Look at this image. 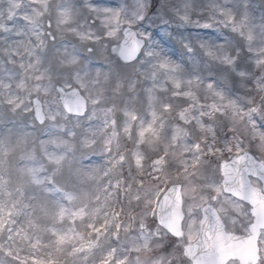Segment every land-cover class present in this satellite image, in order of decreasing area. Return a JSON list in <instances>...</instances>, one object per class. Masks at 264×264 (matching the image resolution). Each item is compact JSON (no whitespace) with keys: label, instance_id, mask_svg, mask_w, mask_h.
<instances>
[{"label":"rangeland","instance_id":"obj_1","mask_svg":"<svg viewBox=\"0 0 264 264\" xmlns=\"http://www.w3.org/2000/svg\"><path fill=\"white\" fill-rule=\"evenodd\" d=\"M117 2L131 12L136 0H0V264H143L161 237L171 264H193L184 246L209 202L227 231L248 232L250 206L216 189L223 160L251 151L264 161V0H150L141 27L164 59L129 62L112 42L93 43ZM225 32L242 37L239 56L216 43ZM72 56L91 63L75 78L57 73V58ZM57 85L79 88L81 115L64 110ZM237 135L245 143L218 151ZM176 183L182 238L157 219ZM259 246L264 264V230Z\"/></svg>","mask_w":264,"mask_h":264},{"label":"water","instance_id":"obj_2","mask_svg":"<svg viewBox=\"0 0 264 264\" xmlns=\"http://www.w3.org/2000/svg\"><path fill=\"white\" fill-rule=\"evenodd\" d=\"M136 51L138 49H123V58L128 61L135 59ZM62 93L68 110L71 108L74 113H83L85 103L78 95V90L73 89L69 94L62 90ZM36 105L38 115L42 118V105L38 100ZM245 155L249 159L239 164V174H237L232 162ZM222 172L225 190L251 205L250 211L254 219L249 225L250 231L247 234L227 232L213 205L207 204L203 207L200 236L194 243L185 246L184 253L194 264H225L231 258L239 259L240 264H252L259 258L258 239L261 229L264 228V177L261 176L264 172V163L251 153H244L223 162ZM250 175L258 177L263 187L253 186L250 183ZM226 184L228 186H225ZM180 188V184L172 185L163 196L158 208L159 222L178 237L183 235L184 217Z\"/></svg>","mask_w":264,"mask_h":264},{"label":"snow or ice","instance_id":"obj_3","mask_svg":"<svg viewBox=\"0 0 264 264\" xmlns=\"http://www.w3.org/2000/svg\"><path fill=\"white\" fill-rule=\"evenodd\" d=\"M98 5L99 0H94ZM106 8L111 9V14L116 16V22L114 24H108L106 27H103L102 35L97 36V40L93 43H97L100 40H103L105 43L103 46L108 47V42L113 43L112 51L116 53H122L123 49L127 48L129 50L138 49L136 51V57L140 58L141 55L146 57H156L159 56L162 60L163 56L156 51L160 47V41L154 39V33L147 31L146 27H141L144 24L145 20L148 19L147 12L151 7L150 0H136V3L130 12L126 5H123L119 2L112 5H105ZM119 10V12L117 11ZM225 15V19L221 21L227 25L232 18ZM187 17H184L186 19ZM151 25H147L150 27ZM202 28L209 29L212 27L209 23H204L201 25ZM161 36H167L169 33L165 30H161ZM219 39L216 43L221 47H232L233 52L236 56L242 51V44L240 40L242 37H239L238 34H231L230 32L218 33ZM54 39V38H53ZM187 50L191 51V43L186 42ZM88 51L91 53L94 49L89 48ZM231 53L229 57L231 58ZM264 146V143H261L259 147ZM245 159H249L247 155L240 157L238 160L233 161V166L239 174V164L243 163ZM261 176L264 177V172L261 173ZM225 186H228L227 184ZM217 191H223V188H217Z\"/></svg>","mask_w":264,"mask_h":264},{"label":"clouds","instance_id":"obj_4","mask_svg":"<svg viewBox=\"0 0 264 264\" xmlns=\"http://www.w3.org/2000/svg\"><path fill=\"white\" fill-rule=\"evenodd\" d=\"M90 61H83L82 58H77L76 56H72L70 58H57L55 71L57 73H61L65 76H72L77 77L81 71H83L88 65H90ZM88 74L91 77V74L95 72L96 74H99L101 72L100 68H87ZM251 110H249L248 119L251 120ZM261 116H264V113H261ZM237 140H239V136L237 135L236 140L229 139L224 141V147L218 149L221 153L225 151L226 148L232 146L233 144L236 145V147L239 146V143H245L243 140H239V143H237ZM248 145H245V149H242V151L246 150ZM261 151H264V146H261ZM234 211L237 212V215L240 212H243V207H238ZM167 245L164 242V237L159 238V241L153 245L151 249H149L146 253H144L145 259L143 261V264H171L170 257L173 256V250L169 249L165 251ZM175 258L180 259L182 258V252H176Z\"/></svg>","mask_w":264,"mask_h":264},{"label":"bare ground","instance_id":"obj_5","mask_svg":"<svg viewBox=\"0 0 264 264\" xmlns=\"http://www.w3.org/2000/svg\"><path fill=\"white\" fill-rule=\"evenodd\" d=\"M48 17H49L48 14H45V15H44V18H45L46 20H48ZM45 65L49 66L48 64H45ZM101 247H102V245H101ZM101 247H100V248H101Z\"/></svg>","mask_w":264,"mask_h":264}]
</instances>
